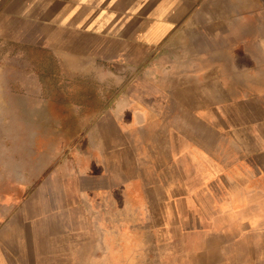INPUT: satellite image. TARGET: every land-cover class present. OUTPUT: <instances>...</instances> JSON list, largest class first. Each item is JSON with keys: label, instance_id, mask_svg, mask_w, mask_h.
<instances>
[{"label": "crops", "instance_id": "crops-1", "mask_svg": "<svg viewBox=\"0 0 264 264\" xmlns=\"http://www.w3.org/2000/svg\"><path fill=\"white\" fill-rule=\"evenodd\" d=\"M8 41L41 119L0 264H264V0H0Z\"/></svg>", "mask_w": 264, "mask_h": 264}, {"label": "rangeland", "instance_id": "rangeland-1", "mask_svg": "<svg viewBox=\"0 0 264 264\" xmlns=\"http://www.w3.org/2000/svg\"><path fill=\"white\" fill-rule=\"evenodd\" d=\"M12 47H14V45H11L9 41L0 43V69L2 70L0 72V116H4V119L0 120V130L1 132L10 133L13 131L14 133V135H0V140H2L1 143L7 145L9 143L12 147L9 151H0V192L18 191L21 186L16 181L23 177L25 171L26 152L24 151V143L27 137L24 131L30 127L31 122L29 116L31 113H33V115H38L41 119V108H35L39 107L40 104L32 103L30 105L27 101V97H25L23 85L25 82V71H22V69L17 70V72L16 70H10L12 67L15 69L20 61L19 57L6 55ZM20 64H22V62H20ZM57 74V62L50 56L48 59V83L50 91H54L56 85L61 81L62 83L60 84L64 88L63 90L71 93L70 98L72 101L79 100L82 95L88 96V87H86L87 85L83 80L77 77L74 79L69 77V80L65 79L68 81H64L62 78L58 77ZM16 78L22 83L20 87H16ZM73 80L75 81L72 82ZM78 85L83 89L81 94L76 92ZM75 105L76 104L73 103L69 106L74 107ZM52 111H54V109L49 105L47 115H56L53 114ZM34 122L36 121L33 120L32 123ZM58 123L59 121L57 119H52V117L47 116L44 117L43 126L45 129H49L50 132L57 133L61 128L66 127L61 124L60 128Z\"/></svg>", "mask_w": 264, "mask_h": 264}, {"label": "flooded vegetation", "instance_id": "flooded-vegetation-1", "mask_svg": "<svg viewBox=\"0 0 264 264\" xmlns=\"http://www.w3.org/2000/svg\"><path fill=\"white\" fill-rule=\"evenodd\" d=\"M67 123H69V122H67Z\"/></svg>", "mask_w": 264, "mask_h": 264}, {"label": "trees", "instance_id": "trees-1", "mask_svg": "<svg viewBox=\"0 0 264 264\" xmlns=\"http://www.w3.org/2000/svg\"><path fill=\"white\" fill-rule=\"evenodd\" d=\"M62 102V101H61Z\"/></svg>", "mask_w": 264, "mask_h": 264}]
</instances>
